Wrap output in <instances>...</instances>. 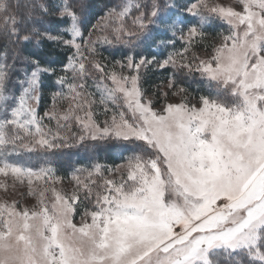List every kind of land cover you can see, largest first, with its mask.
<instances>
[{
	"label": "snow or ice",
	"instance_id": "snow-or-ice-1",
	"mask_svg": "<svg viewBox=\"0 0 264 264\" xmlns=\"http://www.w3.org/2000/svg\"><path fill=\"white\" fill-rule=\"evenodd\" d=\"M0 264H264V0H0Z\"/></svg>",
	"mask_w": 264,
	"mask_h": 264
},
{
	"label": "trees",
	"instance_id": "trees-1",
	"mask_svg": "<svg viewBox=\"0 0 264 264\" xmlns=\"http://www.w3.org/2000/svg\"><path fill=\"white\" fill-rule=\"evenodd\" d=\"M102 1H103V0H96V3L99 5V4L102 3ZM101 13H102V12H97L96 15L99 16ZM94 21H96L95 17L92 19V22H94ZM196 79H197V81H198V80H199V77H197ZM198 86H199V85H198L197 83H192V84H191V89L194 90V89H196ZM76 160H77V159H76ZM76 160H73V159H72V164H73V165L75 164V161H76ZM100 161H101L102 163H109V164H111V163H113V162H116V163L119 162V158H118L116 152H113V153H111V154H109V155H107V156H106L104 153H101V154H100ZM89 162H90V161H88L86 157H85L84 159H81V160H80V163H81V164H87V163H89ZM66 166H67V164H66ZM58 167H60V165H58ZM59 174H61V175L64 174L62 168H61V171H60Z\"/></svg>",
	"mask_w": 264,
	"mask_h": 264
},
{
	"label": "rangeland",
	"instance_id": "rangeland-1",
	"mask_svg": "<svg viewBox=\"0 0 264 264\" xmlns=\"http://www.w3.org/2000/svg\"><path fill=\"white\" fill-rule=\"evenodd\" d=\"M105 2H108V0H103L101 4H103V3H105ZM111 2H112V3H117L118 0H111ZM223 2L227 3L228 0H223ZM102 14H103V13H101L100 15H102ZM95 22H96V21H94V22H92V23H95ZM89 26H90V25H89ZM198 51H200V50L198 49ZM46 96H47V94H46ZM46 103H47V100H46ZM43 108H44V105H42V107H41V114H42V112H43ZM81 155H83V153H82ZM72 159H73V160H76V159H78V157L73 156ZM117 163H119V162H117ZM58 165H59V164H58ZM58 165H57V166H58ZM65 166H66V164H65ZM67 166H68V165H67ZM64 187H65V190H67V191H70V190H71V185H70V183H69L68 180H65V181H64ZM26 203H28V204L30 205V204L34 203V201H33L32 199L29 198V199L26 201ZM79 219H80V217L77 216V217H76V222H77V223L79 222Z\"/></svg>",
	"mask_w": 264,
	"mask_h": 264
}]
</instances>
